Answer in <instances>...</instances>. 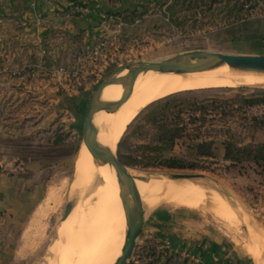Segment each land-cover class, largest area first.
I'll list each match as a JSON object with an SVG mask.
<instances>
[{"label":"rangeland","instance_id":"1","mask_svg":"<svg viewBox=\"0 0 264 264\" xmlns=\"http://www.w3.org/2000/svg\"><path fill=\"white\" fill-rule=\"evenodd\" d=\"M51 1L35 0L32 4L38 8ZM103 1L105 5L130 3V9L137 10L107 13L100 45L89 56L79 58L73 68L36 71L38 65L30 64L26 70L0 71V264H55L59 256L54 251L56 246L68 255L71 245L66 239L67 226L78 207L85 208V203L102 185V181H94L76 186L86 115L92 95L101 83L132 66L161 62L187 51L264 55V0ZM123 20L130 26L124 31L120 29ZM45 27L63 28L53 21L45 23ZM47 56V52L42 53L41 68ZM261 91L264 87L215 88L200 97L208 101H229L238 96L254 97ZM118 92L110 99L114 100ZM148 106L133 118L116 145L114 153L123 163L157 151L153 146L159 132L148 121ZM263 112L264 107L253 108L247 111L246 117L261 116ZM241 117L237 113L223 120L212 114L202 127V137L214 139L218 150L216 159L208 165L210 170L129 167L136 185L139 184L138 190L142 182H161L187 191L176 198L168 197L165 191L151 197L141 193L145 220L157 210L186 209L195 213L190 220L198 224L195 228H199L202 236L210 240L225 239L230 249L246 256L253 264H264V174L250 169H228L222 160L229 128L238 134L239 140L253 139L264 147V132L239 127ZM188 122L186 118L185 123ZM189 128L193 134L195 126L189 125ZM197 143L192 138L186 139L174 152L190 156ZM13 180L18 182L20 196L39 185L36 190L39 197L47 191L43 202L34 207L30 205L34 208L32 212L23 211V219L14 212L13 201H6V187ZM18 202L17 207H25L30 201L24 197ZM69 203L73 204V210L65 219ZM175 216L181 222L183 216ZM108 246L109 243L105 247ZM103 252L95 254L93 262ZM192 258V252H176L165 239L143 240L141 236L129 264H195ZM67 264H72L68 258Z\"/></svg>","mask_w":264,"mask_h":264},{"label":"bare ground","instance_id":"2","mask_svg":"<svg viewBox=\"0 0 264 264\" xmlns=\"http://www.w3.org/2000/svg\"><path fill=\"white\" fill-rule=\"evenodd\" d=\"M127 73L125 71L123 75ZM234 87H264V72H241L228 65L215 67L211 62H206L166 73L147 71L135 82L131 92L124 91L122 85L108 86L98 102L105 105L98 108L95 115L98 127L96 139L91 140L88 146L83 145L77 161L76 175L77 187L94 181H102V185L92 194V199L95 198L96 201L88 200L91 198L90 194L89 198L86 197V207H78L73 215L72 223L66 229V239L71 245L69 253H61L56 246L54 251L59 256L55 264H67V258L72 264H115L127 242L126 206L131 198L129 193H122L121 176L115 173L111 164L103 165L101 162L95 148L97 143L109 147L114 153L118 141L133 118L159 99L183 91ZM117 90L119 92L114 100L110 99ZM142 183L140 196L142 193L151 197L154 193L165 191L168 197L176 198L187 192L182 187L167 183L166 186L161 182ZM107 243L110 246L105 247ZM101 251L104 252L101 258L99 256L100 261L93 262V256Z\"/></svg>","mask_w":264,"mask_h":264},{"label":"crops","instance_id":"3","mask_svg":"<svg viewBox=\"0 0 264 264\" xmlns=\"http://www.w3.org/2000/svg\"><path fill=\"white\" fill-rule=\"evenodd\" d=\"M33 1L35 0H0V49L4 48L0 50V71L26 70L30 68V64L38 65L35 67L36 71L53 67L71 69L79 58L89 56L100 45L107 13L137 10L130 9V3L105 5L103 0H92L91 4L88 0H52L38 8L32 4ZM100 1L103 3L99 4ZM48 21L62 25L63 28L46 29L45 23ZM124 21L126 20H123L120 27L122 31L125 27H130ZM38 23L43 26L39 27ZM21 44L27 46L21 48ZM43 52H47L48 56L41 68ZM25 85L29 86L28 81ZM8 184L6 201H13V210L19 213L18 217L21 219L24 218L23 211L29 214L47 196L46 190L41 197L38 196L36 190L40 185H36L34 191H23L20 196L18 182L13 180ZM24 197L30 201L29 204L17 207L18 199ZM175 214L183 216L181 222H178ZM194 215L195 213L186 209L154 211L145 220L142 239H165L176 252H192L195 264H253L246 256L230 249L225 239L210 240L202 236L199 228H195L198 224L190 220Z\"/></svg>","mask_w":264,"mask_h":264},{"label":"trees","instance_id":"4","mask_svg":"<svg viewBox=\"0 0 264 264\" xmlns=\"http://www.w3.org/2000/svg\"><path fill=\"white\" fill-rule=\"evenodd\" d=\"M230 90V88H218ZM215 88L191 90L175 93L159 99L148 106V121L159 132L153 146L157 150L153 155L137 156L128 166L142 168L163 167L170 170H210L212 160L216 159L217 146L214 139L203 138L202 127L209 122L208 117L214 114L227 119L234 114H241L239 127L264 132V112L261 116L246 117L247 111L257 107H264V91L254 97H236L233 100L201 99L200 95L211 92ZM70 100L74 101L75 98ZM189 122L185 123V119ZM197 124H200L198 126ZM189 125H194L191 134ZM224 141L222 160L228 164V169L247 171L250 169L264 174V147L257 145L253 139L250 142L239 140L238 134L227 130ZM197 140L194 153L190 156L177 155L175 147L184 143L186 139Z\"/></svg>","mask_w":264,"mask_h":264},{"label":"water","instance_id":"5","mask_svg":"<svg viewBox=\"0 0 264 264\" xmlns=\"http://www.w3.org/2000/svg\"><path fill=\"white\" fill-rule=\"evenodd\" d=\"M206 62H211L215 67L228 65L231 69L241 72H264V55H234L206 50L187 51L161 62L141 63L140 65L132 66L117 75L114 79L101 83L93 93L86 115V124L83 133L84 144L88 146L91 140L96 139L98 127L95 124V115L98 108L105 105V103L98 102L108 86L122 85L124 91L128 90L131 92L135 82L147 71L166 73ZM125 71H128V73L123 75ZM95 148L103 165L111 164L115 173L121 176L120 184L122 193L123 195L125 192L129 193L131 198L130 203L127 206L125 205L127 215V242L115 263L129 264L145 226L143 201L137 188L135 178L129 172L131 168L123 163L109 147L97 143ZM72 210L73 204L69 203L66 208L65 219L69 217Z\"/></svg>","mask_w":264,"mask_h":264}]
</instances>
